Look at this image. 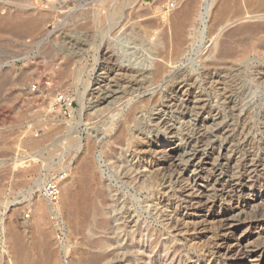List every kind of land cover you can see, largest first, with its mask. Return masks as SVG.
I'll return each instance as SVG.
<instances>
[{"label": "rangeland", "instance_id": "obj_1", "mask_svg": "<svg viewBox=\"0 0 264 264\" xmlns=\"http://www.w3.org/2000/svg\"><path fill=\"white\" fill-rule=\"evenodd\" d=\"M196 1L199 12L203 0ZM215 2L218 5L222 0ZM172 10L163 8L160 0H0V20H5L0 23V264L20 263L7 234L14 220L22 225L17 230L27 240L37 228L46 232L44 241L49 243L45 245L56 253V264H75L81 248L98 254L91 242L104 236L87 229L92 222L74 229L67 223L66 213L61 216L52 208L45 211L38 226L33 205L42 198L36 183L40 176L49 180L63 175V193L74 166L80 170L78 161L83 163L84 158L93 164L91 175L108 187L104 207L112 225L122 215L137 216L140 223L135 241L139 250L134 245V255L117 251L116 259L108 264H201V252L191 245L189 236L180 227L165 224L176 204L162 201L166 194L162 172L153 167L137 179L136 173H143L145 165L134 134L149 130L152 114L163 102L161 89L167 80L180 75L177 79L189 84L198 78V96L205 100L204 106L199 102L189 113L182 110L166 117L178 121L199 118L209 110L222 111L250 142L251 150L262 153L264 32L254 36L256 45L263 44L256 50L239 53L250 43L247 40L236 45L233 57L220 58L217 49L222 40H230L228 33L235 28L264 23V4L229 0L227 20L214 32L202 35L195 10L178 52L168 21ZM12 25L23 26L14 29ZM219 28L221 32L215 36ZM158 61L165 66L161 76H135L136 70L145 67L152 71ZM128 64L135 66L134 72L123 70ZM220 88L225 90H217ZM223 91L237 99L232 115L230 106L221 105ZM77 92L81 98L83 94L82 99ZM61 96L64 99L58 101ZM136 106L138 114L131 119L129 112ZM119 239L120 247L133 244L123 233ZM113 250L114 246L108 249Z\"/></svg>", "mask_w": 264, "mask_h": 264}, {"label": "bare ground", "instance_id": "obj_2", "mask_svg": "<svg viewBox=\"0 0 264 264\" xmlns=\"http://www.w3.org/2000/svg\"><path fill=\"white\" fill-rule=\"evenodd\" d=\"M215 1L203 0L198 12L196 0H176V6L173 10L170 9L172 13L168 17L174 34V50L176 52L180 51L187 34L186 29L189 21H191L196 9L202 29L201 35L205 32H214L223 21L227 20L229 0H222V3L218 5ZM257 3L259 6L263 5L264 0H257ZM108 14L106 15L108 16ZM11 18L9 17L10 20H12ZM3 19L0 20V23L5 24ZM9 19L8 22H10ZM8 28L6 29L8 30ZM16 28L14 27V29ZM27 31L30 32L29 29ZM220 32L221 28L217 29L215 36ZM263 32L264 23L241 25L235 28L234 31L228 33L230 40H222L223 42L221 41L219 44L218 57H233L236 52V45L242 40H247L250 43L239 49L240 54L262 47L263 44L259 46L253 41L255 35ZM126 66H122L125 72H134L135 66L133 67V64ZM164 72V64L158 61L152 71L145 67L136 70L134 73L139 78H149L151 75L161 76ZM180 77L179 75L174 78L175 80H167L163 90L161 89L160 94L163 102L159 105V109L155 113L153 112L154 118L151 126H148L149 130L133 133L134 137L137 138L135 147L143 155L142 163L145 165L143 173L136 171V177L137 179L144 177V173L152 172L153 167L162 172V184L164 186L162 187L166 193L163 194L162 201H166V204L171 206L176 204L171 213L167 215L169 217L165 218L167 221L165 224L172 229L178 226L183 234L189 236L190 242L192 241L191 245H196L201 252V264H264V145L262 153H255L251 150V144L244 138L241 130L238 131L232 127L231 119L228 118L229 115L225 116L222 111L216 109L209 110L210 113L207 112L209 114L199 118L198 116L194 118L188 116L187 119L183 117V119L176 121L166 117L167 114L182 110L192 111L198 107L199 102L202 103L204 100L198 96V78L190 79L191 83L189 84L187 80L177 79ZM139 83L140 79L136 80L134 84L137 87ZM221 89L225 90L224 88L217 90ZM77 95L80 99L83 98V94L81 98L80 92H77ZM223 96L224 101L221 105L230 106L229 114L232 115L231 112H234L235 107L238 106V104L236 105L237 99L231 94L226 95L225 91H223ZM202 106H204L203 103ZM210 107L209 105L208 108ZM137 108V106L133 107L129 112L131 119L135 117ZM155 130H158L159 133L152 134V131ZM162 137L164 139H161ZM72 143L74 145V141ZM90 146L89 142L88 147L90 148ZM82 160L83 163L81 160L78 161L80 165L82 164L80 170L74 166V172L64 186L63 193L60 194V202L57 204H52L42 195V189L48 180L41 176L36 180V183H39L38 190H41L40 196L44 198L33 201L36 225L39 226L40 218L44 217L45 211L49 209L52 211V208L61 216L63 212L66 213V221L74 229H77V226L80 227L81 224L86 223L87 225L92 222L91 226L89 225L91 228L87 229L94 234L104 236L99 235L98 239L91 242L97 248L98 254L86 253L82 248L79 251L77 249L75 264H108L111 260L116 259L117 251H122L123 254L131 252L134 255L135 252L131 251L133 246L135 245L134 248L139 250L135 243L140 226L138 217L122 215V218H119L116 224L112 225L110 219L107 218L104 207L107 198L109 199L108 187L97 182L96 178L92 176L93 174L91 175L92 162L85 158ZM134 169L135 167L131 170ZM13 222L14 226L8 229L7 234L10 238V249L13 251L17 262H20L19 264H56V253L49 250V247L47 249L45 245L49 243V241L47 243L44 241L46 238L45 231L37 228L33 230L32 236L27 240L22 233L23 231L20 233L17 230L22 225L16 223L15 220ZM41 229L43 230V228ZM72 231L74 232V230ZM81 233L84 234V232ZM121 233L126 236L127 241H132L133 244L129 245L126 242L123 247H120L118 242ZM111 246H114V250L108 251ZM8 252L10 253V251ZM123 254L121 255L123 256Z\"/></svg>", "mask_w": 264, "mask_h": 264}, {"label": "built area", "instance_id": "obj_3", "mask_svg": "<svg viewBox=\"0 0 264 264\" xmlns=\"http://www.w3.org/2000/svg\"><path fill=\"white\" fill-rule=\"evenodd\" d=\"M160 1L162 7L167 10L173 9L176 6V0H160ZM63 99H64L63 96L58 97V101ZM60 179L61 176L51 177L42 189V195L52 204H57L60 200V194L62 189Z\"/></svg>", "mask_w": 264, "mask_h": 264}]
</instances>
